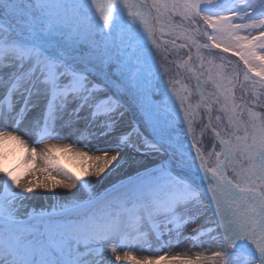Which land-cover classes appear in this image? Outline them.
I'll return each mask as SVG.
<instances>
[{
  "label": "snow or ice",
  "instance_id": "6c2138e0",
  "mask_svg": "<svg viewBox=\"0 0 264 264\" xmlns=\"http://www.w3.org/2000/svg\"><path fill=\"white\" fill-rule=\"evenodd\" d=\"M130 3L136 9L128 11L135 43L126 45L113 39V30L120 5ZM89 13L102 21L99 31ZM0 17L7 25L0 27V84L12 98L0 107V264H104L100 246L121 237L125 246L148 244L151 238L164 248L184 242L202 247L205 230L216 232L212 239L222 251L214 256L221 264H264V0H240L231 7L219 0H0ZM157 29L185 41L163 42L173 49L191 53L194 45L202 63L201 50L209 55L221 50L222 62L214 65L217 91L203 102L207 124L201 128V135L214 134L220 151L214 143L205 155L193 135L197 112L185 104L187 97L177 93L178 108L157 102L159 94L144 75L152 46L160 48ZM223 53H234L239 61L232 66ZM213 102L222 115L213 117ZM41 104L40 114L29 120ZM225 119L227 138L217 131ZM24 136L36 143L75 140L37 152ZM7 141L25 153L13 166L5 165ZM57 149L86 160L85 171L77 175L63 167ZM136 157L153 159L140 163ZM36 158L42 162L40 175L25 181L36 172H21L20 166ZM129 160L136 168L126 183L102 193L93 189L92 177L102 179ZM57 188L66 190V203L19 218L30 193L44 189L55 195ZM201 217L211 227L184 233ZM109 250L126 264H200L202 259L166 252L121 257L117 247Z\"/></svg>",
  "mask_w": 264,
  "mask_h": 264
},
{
  "label": "rangeland",
  "instance_id": "374dc122",
  "mask_svg": "<svg viewBox=\"0 0 264 264\" xmlns=\"http://www.w3.org/2000/svg\"><path fill=\"white\" fill-rule=\"evenodd\" d=\"M217 0H213V3L215 4ZM219 3L223 5L224 7H231L233 3H235L237 6L240 5V0H219ZM257 3H260V0H257ZM224 14V13H222ZM97 15V14H96ZM3 18L0 17V27L6 28L7 25L2 23ZM234 23H247V21H241V20H236ZM187 27V25H185ZM159 36L161 40L157 41L158 44H160V48L158 49L157 47H153V51L156 55V58L158 60L159 64V70L161 74V80L164 84L165 87V93H166V99L170 103V105H175L177 108L179 107L180 104V98L177 95L179 93L182 96L187 97V99L184 101L186 105H191L192 109L197 112V115L194 117L193 120V135L197 138V140L202 142V147L205 152V155L212 149L213 144L215 143L216 151H220V145L218 141L215 140V137L213 136V133L211 132H205L203 135H201V128L204 127L205 124H207V117L205 116L203 112V107H204V101L201 99L199 95L198 88L196 87V80L193 78L189 70L186 68V58L189 54V52L186 49H173V46L169 44H164V41H169L175 40L178 45L185 43L183 39L180 38V35L174 34L170 35L167 31H165L163 34L161 33L160 30H158ZM241 34H248L247 31H242ZM252 34H255L253 32ZM199 42L202 44L206 42V38L200 37ZM194 47V53H193V58L191 60L192 68L195 70L203 84V91L205 95L208 97V100L210 99V94L213 92H216L217 89L215 88V85L213 83V80L215 79L216 76V68L214 65H219L222 61L218 58L221 54V50H215L211 53V55L208 54V52L201 50V56L204 57L203 63L201 62L200 59L197 58L196 54V48ZM164 50H167V52H170V55H167L165 58ZM225 61H230L231 65L234 66L236 63L239 61V58L235 56L234 53H223L222 54ZM212 60V64L208 63V60ZM241 73H240V78L241 80L243 79V63L239 62ZM10 87V86H8ZM175 89V91H172V89ZM241 93L237 91L236 95L239 96ZM11 100V99H10ZM7 100V101H10ZM239 103V101H237ZM219 108V105H216L213 102V117L215 115H222V113L216 111V109ZM256 111H260V108H256ZM205 116L203 123L200 122V117ZM213 123L215 124V120L213 119ZM217 131L221 133L224 138H227V133L230 131V129L227 127V121L226 119L224 120L223 123L219 124L217 127ZM59 142V141H57ZM47 141H42L40 142V145L42 147H46ZM151 159H145L142 157H136V160L140 163H150ZM215 157L213 156L210 158L209 164L210 166L214 164ZM136 164L133 163L131 160L128 161L126 164V176L125 180H123L122 183H126L128 178L130 177L131 173L135 170ZM121 183L116 184L115 186H119ZM103 191H101L102 193ZM87 199V196L85 197ZM19 212V218L21 219H27L29 216H31L33 213L29 214H22L21 211L18 209ZM38 213V212H37ZM205 217H201L200 219H204ZM198 220V222L200 221ZM197 222V223H198ZM197 223H188L186 227L183 228L184 233H190L194 228H197L198 225ZM200 227H203L207 229L208 227H211V225L204 224ZM216 236V232L208 233L206 230L204 234L200 237V239L204 242V246L207 245V250H201L202 248H205L204 246L202 247H197L200 248L201 251H203L207 256L205 259H202L200 261V264H221V261L217 258H215L214 254L221 252L222 248L220 247V243L217 240L212 239V237ZM123 241V237H121L120 240H114L110 244H104L101 245L100 247L103 249L102 255L105 257L112 256L114 254L111 252L109 249L111 247H117L118 251H124L128 252L131 254L132 252L136 251L137 249L143 250L144 252H148L145 250L143 244L142 245H133V246H125ZM149 243H154V240L150 238ZM155 244V243H154ZM158 248H162L161 245L155 244ZM169 250L171 248H168ZM199 250V249H198ZM83 251V249H82ZM166 253L170 256V252L166 251ZM164 253L160 252L157 253V255L153 253H148V256H159V255H164ZM96 258L95 256L90 257V259Z\"/></svg>",
  "mask_w": 264,
  "mask_h": 264
},
{
  "label": "bare ground",
  "instance_id": "6f19581e",
  "mask_svg": "<svg viewBox=\"0 0 264 264\" xmlns=\"http://www.w3.org/2000/svg\"><path fill=\"white\" fill-rule=\"evenodd\" d=\"M129 10L131 11L136 10L135 8L131 7V3L128 6H125L123 4L120 5V9L118 12V16L120 18L116 21V27L113 30L114 32L113 39L117 43H119V41L123 39L126 45L135 43L134 40L130 39L132 36L135 35L136 25L132 24L131 18L128 16ZM89 16H90V23L93 26V29L96 31H99L102 21L99 20L98 16L94 13H89ZM137 24H138V21H137ZM158 30L159 29H157V32L155 35V39L157 41H159ZM141 34H143L142 30H141ZM145 39L147 38L145 37ZM148 43L150 45V41ZM153 47L154 46H152V50H153ZM192 50L193 49L191 46V52ZM131 51H132V48L128 47V52H131ZM145 51H147V49H145ZM152 54L154 55V57L150 58V61H149L150 67H145L144 75L145 77L151 79L153 90L159 94L160 99L157 102L165 103L168 107H171L170 103L166 99L165 87L161 80L158 60L156 58L154 51H152ZM157 71H159L158 75H156ZM198 91L203 101L208 100V97L205 95L203 91V84H201V87L198 89ZM201 92H203V96L201 95ZM0 93H2L5 96V100H2L0 98V107L6 108L8 104L11 102V101H7L10 98V96L8 95V88L0 84ZM40 108H43V104H41ZM36 116H38V113L36 110H33V112L29 114L28 119L31 120ZM8 130L11 131L13 129L9 128ZM17 134H22V133H17ZM23 138L25 139L27 146L29 148L34 147L37 149V152H39L41 149H44V147L40 145V142L39 143L34 142L33 138H29L27 136H24ZM74 140H75V137H72L67 140H47L46 145L48 144H58V145L70 144V143H73ZM75 147L80 148L81 150H85V151L88 150V149L82 148L81 144H76ZM3 150L8 153L7 159L5 161L6 166H13L15 164L20 163L21 159L25 155V153L22 150V147L17 145L13 141H7L3 145ZM54 154L56 155L58 162L63 167L67 169H71L77 175H81L87 167V161L77 156L75 152H65L62 149H57V150H54ZM112 154H115V153H112ZM127 163H124V167L122 169H113V171L104 175L102 179H97L96 177H92L91 179L94 181L92 185L93 189L96 192H101V191H104L105 189H111L118 183H122L123 180H125V176L127 175L126 174V164ZM41 167H42V162L39 160V158L29 159L26 164H21L19 171L21 172L28 171V170L35 171L36 175L25 176L24 179L25 181L27 179L36 180L37 176L40 175L39 169ZM40 178L42 179V176ZM58 178H62V177H58ZM2 191H3V188L2 186H0V193H2ZM65 192L66 190L57 188L55 189V195H53L51 191L44 190V189H36L33 193L29 194L30 198L24 202L23 207H20L19 210L21 211L22 214L37 213V212L39 213L42 210L50 212L55 205L67 202L69 197L65 195ZM79 195L80 194L78 193V196ZM86 196L87 194L85 193L83 196V199H85ZM204 219H200L197 225L199 226L204 225L205 224ZM204 232L201 234V236L204 234ZM190 243L191 242L181 243L175 247H171L170 250L164 247L158 248L157 246H155L154 243L143 244L145 250L148 251L147 253L144 252V249L143 250L137 249L136 251L132 252L131 255H134L137 258H143L144 256H148L147 255L148 253H153L157 255V253H160V252L164 253L168 251L170 252V256L181 255V256H188L193 259H195L197 256H200L202 259H205L207 255L201 250H207L206 249L207 245L204 246L205 248H202L200 250V248H197V247H190ZM139 245H142V244H139ZM118 253L121 257H123L125 252L120 250L118 251ZM96 259H99V258L96 257ZM103 259H104V264H126V262L123 259L121 261H116V253L112 254V256H109V257L103 256Z\"/></svg>",
  "mask_w": 264,
  "mask_h": 264
},
{
  "label": "water",
  "instance_id": "95a60500",
  "mask_svg": "<svg viewBox=\"0 0 264 264\" xmlns=\"http://www.w3.org/2000/svg\"><path fill=\"white\" fill-rule=\"evenodd\" d=\"M159 40H161V38H160V36H159ZM193 49V48H192ZM152 57H154V55L152 54ZM186 67L188 68V70L191 72V74L194 76V78L196 79V80H198V76H197V74L194 72V70L192 69V67H191V62H190V56L187 58V60H186ZM179 123V122H178ZM191 137H189V139H190Z\"/></svg>",
  "mask_w": 264,
  "mask_h": 264
},
{
  "label": "trees",
  "instance_id": "16d2710c",
  "mask_svg": "<svg viewBox=\"0 0 264 264\" xmlns=\"http://www.w3.org/2000/svg\"><path fill=\"white\" fill-rule=\"evenodd\" d=\"M196 54H197V50H196Z\"/></svg>",
  "mask_w": 264,
  "mask_h": 264
}]
</instances>
